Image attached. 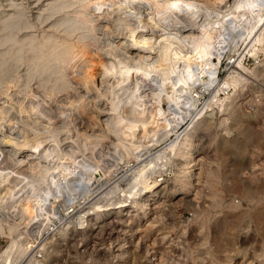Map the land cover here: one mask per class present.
<instances>
[{
	"label": "clouds",
	"instance_id": "obj_1",
	"mask_svg": "<svg viewBox=\"0 0 264 264\" xmlns=\"http://www.w3.org/2000/svg\"><path fill=\"white\" fill-rule=\"evenodd\" d=\"M0 264H264V0H0Z\"/></svg>",
	"mask_w": 264,
	"mask_h": 264
}]
</instances>
